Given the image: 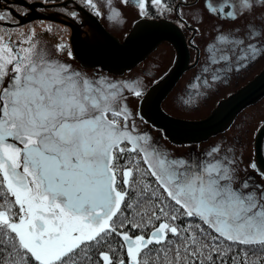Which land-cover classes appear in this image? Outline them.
<instances>
[{"label": "snow or ice", "instance_id": "1", "mask_svg": "<svg viewBox=\"0 0 264 264\" xmlns=\"http://www.w3.org/2000/svg\"><path fill=\"white\" fill-rule=\"evenodd\" d=\"M101 3L122 23L115 0H83L96 16ZM186 3L135 0L142 18L174 11L181 26ZM204 9L235 27L205 45L185 106L264 59V0ZM34 38L0 36V264H264V166L247 165L256 182L232 148L173 156L136 124L138 81L89 77Z\"/></svg>", "mask_w": 264, "mask_h": 264}, {"label": "water", "instance_id": "2", "mask_svg": "<svg viewBox=\"0 0 264 264\" xmlns=\"http://www.w3.org/2000/svg\"><path fill=\"white\" fill-rule=\"evenodd\" d=\"M26 5L30 9L28 16H19L20 24L32 20H50L65 24L71 28V45L78 60L87 67H101L113 73L131 69L144 60L162 42H170L177 54L176 63L171 72L160 82L153 85L140 102L139 114L147 122L163 130L166 138L174 145L196 144L207 141L212 136L227 130L240 111L254 104L264 96V71L246 87L222 100L206 118L188 120L167 114L162 102L174 88L189 66V50L179 27L167 19H140L132 30L120 41L108 32L97 16L74 0L45 4L27 0H5ZM74 4L83 18L82 25H88L90 34L85 37L72 18H65L58 12H42L39 8H52ZM264 123L259 127L254 141V161L264 166Z\"/></svg>", "mask_w": 264, "mask_h": 264}, {"label": "flooded vegetation", "instance_id": "3", "mask_svg": "<svg viewBox=\"0 0 264 264\" xmlns=\"http://www.w3.org/2000/svg\"><path fill=\"white\" fill-rule=\"evenodd\" d=\"M28 2H34L36 0H27ZM76 1V0H74ZM54 2V3H59ZM181 3V0H177L174 5L179 6ZM204 3L205 0H187V3L183 5L182 11L184 13L183 19L186 22L185 26H181L179 22V17L177 14L173 12H167L165 15H158L153 13L155 15V18H142V19H149V20H157V19H167L169 21H172L174 24H176L180 31L182 32V35L184 36L188 50H189V68L183 73L179 81L176 83L174 88L171 90V92L167 95V97L163 100L162 102V108H163V103L167 102L168 99L176 92L177 87L180 85L181 81L189 78L190 83L195 79V77L200 74L201 68L205 62L206 56H205V45L212 39L214 35L217 34V32L221 29V27L224 30H227L229 28L235 27V25L228 23L226 21H221L217 19L214 16H211L207 13V11L204 9ZM84 6V5H82ZM85 7V6H84ZM86 9L89 10V8L85 7ZM38 10L42 12H58L65 18H72L75 23H77L79 26V31L82 33V36L85 37L87 34H90V30L88 25H82L83 23V18L81 17V14L79 11L76 10L74 7V4L72 2H69L68 5L66 6H59L55 8H39ZM90 11V10H89ZM77 13L76 18H73L70 13ZM92 14L93 12L90 11ZM0 14H2L3 19H0V34L5 36V40H9L13 43H19L18 36H13L14 32H17L18 30H21V33L23 35L19 36H27L28 30H26V27L28 24L39 21V20H32L25 22L24 24H20V19L19 16H28L30 14V9L26 5L18 4L15 2H7L5 0H0ZM95 15V14H94ZM99 19V18H98ZM46 21V20H43ZM51 23L55 24H60L65 26V35L63 37L62 43H64L65 47L67 48V57L63 56H54L55 59H58L60 61H63L67 64H70L74 70L83 72L87 74L89 77H94L97 75H104L108 76L114 80H119V81H138L144 91V96L145 94L150 90V88L157 84L158 82L162 81L173 69L176 60H177V54L174 46L168 42L164 41L162 42L154 51H152L144 60L140 61L137 65L132 67L131 69H127L121 73H113L109 72L107 70H103L101 67H87L84 64H82L81 61L78 60L77 56L75 55L72 45H71V28L65 24L54 22L47 20ZM100 23L104 26L106 30V26L104 23L101 22L99 19ZM135 22V21H134ZM133 22V23H134ZM237 23H241L239 20ZM133 28V24L130 26L129 31L126 33L125 38L127 35L130 33V31ZM198 30V31H196ZM109 32V31H108ZM38 39H34V43H37L38 46H41L39 42H37ZM121 42L124 41V39H120ZM162 46L168 47L170 50V60L167 62L165 67L163 68L160 63H154L151 62V58L154 53L158 52L159 48ZM42 47V46H41ZM53 44L47 43V45L43 46L46 50L51 48V51L53 52ZM71 52V56L68 55V53ZM162 67V68H161ZM156 70V74H152L151 71L149 70ZM264 71V59H260L249 66L245 67L244 69H241L239 72L231 74L228 78V80L224 82L218 83L216 86L213 87L211 91H209L204 97L203 102H210V105L212 107L208 112H206L204 115H201L199 117H193V116H181L178 115L177 113H174L172 111H169L168 109L163 110L174 117L177 118H182V119H188V120H201L206 118L210 113L213 111L214 108L222 101L227 99L228 97L232 96L242 88L246 87L249 83H251L254 79H256L262 72ZM190 76V77H189ZM190 83H187L185 87L182 90V95L187 93L188 86ZM143 96V97H144ZM143 99V98H142ZM142 99H138L134 96L131 98V105L132 107L130 108L134 113H139V107H140V102ZM264 101V96H262L260 99H258L254 104H250L246 106L242 111L238 113L236 118L234 119L233 123L231 126L225 130L224 132L218 133L215 136H212L209 138L207 141H203L201 143H196V144H184L187 146H195V145H202L204 143L209 142L211 139H218L221 137H226L228 132H230L234 127L237 126V123L239 124L238 126V132L237 135L245 140V149H248V147L251 149L252 147V137L256 136V133L259 129V127L264 123V119L259 120L256 123V126L252 128V126L247 125L246 123L242 124L239 123L241 117L252 107H255L259 105L261 102ZM128 103V101H127ZM128 103V105L130 104ZM139 119H141V116H137ZM142 120L150 127H152L155 131L160 133L171 145L179 147L183 145H174L169 141L168 138L165 137L163 130L156 128L153 126L151 123L147 122L144 118ZM224 141V140H223ZM255 141V139H254ZM225 144V143H224ZM227 146V145H226ZM253 147H254V142H253ZM228 149V148H226ZM196 150L192 151L194 153ZM263 151H264V141H263ZM198 152V151H197ZM255 152V148H254ZM200 155L204 153L203 152H198ZM251 162V161H250ZM249 162V163H250ZM248 163V164H249Z\"/></svg>", "mask_w": 264, "mask_h": 264}, {"label": "rangeland", "instance_id": "4", "mask_svg": "<svg viewBox=\"0 0 264 264\" xmlns=\"http://www.w3.org/2000/svg\"><path fill=\"white\" fill-rule=\"evenodd\" d=\"M36 1L44 2L45 4H52L55 2L52 0H36ZM58 1L63 2L65 0H58ZM76 2H78L81 5H84L83 0H76ZM115 3L117 8L122 12V16H123L122 23H120L119 25H114L113 23H111L107 19V15H106L108 13V9L106 7H103L102 3L101 5H99L101 15L97 17L101 20L102 23H104V25L108 29L107 31H109L118 39H125V35L129 31L130 26L132 24L134 25L136 21L142 18L138 14V8L135 6V0H129V3L127 5L121 4L119 0H115ZM1 16L3 15L0 14V17ZM65 28H66L65 26L60 24L51 23L47 20L46 21L39 20L27 25L26 30H28V32L26 35L28 36L34 32V37H35L34 39H38L37 42H39V44H41L42 47L47 45V43L51 45L53 44L54 46L53 53H55V56L67 57V55H65L67 53L66 47H64L62 51H57V46L59 44H64L62 43L63 38L60 37H63L65 35V30H64ZM19 35H21V30H18L17 32L13 33V36H18L19 40H23L26 37ZM0 36H4V35L0 34ZM23 46L26 47L27 45H23ZM48 50H51V48H49ZM169 50L170 49L166 46L160 47L158 52L153 54L150 61L154 63L156 62L157 64L160 63V65L164 68L167 62L171 59ZM149 71H151L152 74H156V70L150 69ZM187 83H190L189 78L181 81L180 85L177 87L176 92L168 99L167 102L163 103V108L166 110L168 109L169 111H172L174 113H177L178 115H181L183 117L185 116L199 117L201 115H204L212 107V105H210V102L212 100L208 102H203L204 99L200 98L198 102L193 106H185L181 103V98L186 95V94L182 95L183 93L182 90ZM131 98L132 96L129 95L128 103L131 102ZM128 106L129 108H131L132 107L131 103ZM261 119H264V101L261 102L259 105L250 108L241 117L240 121L238 122L241 123V125L246 123L247 125L252 126V128H254L256 126V123ZM136 124L141 132L149 133L155 141L159 142L161 147L165 148L175 157H185V158L190 156L199 157L201 155L198 152L204 151L205 153L214 146H220L222 151L225 150L226 148H232L234 150V154L236 157V163L240 169L241 178H244L245 176H250V177H254L256 182H261L259 176L254 171H252L251 169L245 171L248 163L250 161H254L255 152H254L253 142L255 138L254 136L252 137L251 149L249 147L248 149H245L244 148L245 140L237 135L238 126H239L238 123L236 127H234L230 132H228L226 137L211 139L209 142L204 143L200 146L183 145L179 147L171 145L160 133L155 131L152 127L148 126L142 119H139L138 117L136 118ZM194 150L196 151L192 153V151ZM229 155H232V153H230Z\"/></svg>", "mask_w": 264, "mask_h": 264}, {"label": "trees", "instance_id": "5", "mask_svg": "<svg viewBox=\"0 0 264 264\" xmlns=\"http://www.w3.org/2000/svg\"><path fill=\"white\" fill-rule=\"evenodd\" d=\"M58 2V0H52ZM177 0H168L169 4L174 5Z\"/></svg>", "mask_w": 264, "mask_h": 264}]
</instances>
